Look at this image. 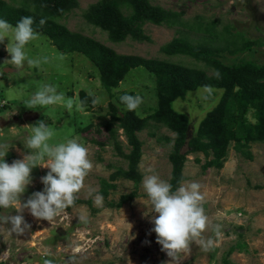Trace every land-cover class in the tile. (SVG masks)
Instances as JSON below:
<instances>
[{
	"label": "rangeland",
	"instance_id": "rangeland-1",
	"mask_svg": "<svg viewBox=\"0 0 264 264\" xmlns=\"http://www.w3.org/2000/svg\"><path fill=\"white\" fill-rule=\"evenodd\" d=\"M5 1L13 3L12 0ZM98 1L77 0L78 7L60 19V23L69 31L92 38L119 55L169 60L205 70L208 75L212 71L203 64L183 57L167 58L159 50L177 37L200 43L202 33L188 28H195L198 24L205 28L214 23L213 32L221 36L213 43L215 47H224L222 37L225 28L231 34L242 36L245 41L256 42L251 50L243 53L221 52V62L236 64L244 59L264 64V0H148L153 7L181 14L180 19L186 27L166 28L145 24L141 30L148 40L136 42L127 39L122 43L110 42L105 33L84 20L85 10ZM7 43L8 38H5L1 44L3 57L0 58V101L5 104L0 106V120L6 122L0 128V145L9 146L7 155L12 154L11 163L23 159L31 151L26 148L27 136L31 135V127L40 120L56 130V135L49 141L52 145L64 142L65 138H78L88 148L93 168L84 180V188L77 193V200H89L92 208L85 204L77 205L52 221L37 220L27 209L18 213L16 208H0V217L22 214L31 225L22 235H9L7 228L10 225L0 224V264H44L46 259L53 264H164L169 261L171 258L156 243V234L149 231L153 227L150 218L157 214L151 213L142 180L146 174H153L147 172L151 168L162 180L169 182L171 165L168 155L173 150L175 135L155 124L138 133L137 138L142 145L137 165L140 183L136 187L126 179L112 182L115 188L109 189L107 199H103L102 206H97L94 197L99 194L100 180L109 181L112 174L127 169V162L114 150L113 142L102 126L108 119L109 99L100 86L97 71L84 56L59 52L41 33L25 47L28 57L40 59L41 64L33 67L25 61L24 67L17 70L4 63L10 59L5 50ZM40 84L57 86L66 98L76 99L81 91L91 92L94 98H100V102L84 107L83 111L74 106L71 112L63 104L26 108L24 102ZM154 87V79L143 68H138L130 71L112 93L133 91L142 96L143 103L137 112L143 117L156 105ZM220 95L219 90L198 89L184 100L175 101L172 107L176 112L187 115L192 128H195L215 106ZM27 112L38 114V120L33 123L22 121L21 117ZM88 125L92 128L79 131ZM114 138L123 153L128 154L131 147L122 130L116 129ZM243 152L247 154L235 151L231 144L219 170L214 167L203 169L211 157L202 154L187 157L183 183L198 182L201 185L205 214L211 224L221 225V235L215 236L209 227L202 235L205 239L213 238L215 247L205 252L193 242L190 252L180 253L178 260L172 261V264H225L224 260L232 264H264V144H253ZM47 172V168L40 166L32 169V182L21 196V203L33 192L43 190L40 178ZM90 190H94L91 196ZM133 191L137 192V198L132 202L120 209L109 206L116 204L120 196ZM82 216L86 217V223L80 219ZM231 248L235 249L227 255ZM6 250L9 253L7 256L4 255Z\"/></svg>",
	"mask_w": 264,
	"mask_h": 264
},
{
	"label": "trees",
	"instance_id": "trees-1",
	"mask_svg": "<svg viewBox=\"0 0 264 264\" xmlns=\"http://www.w3.org/2000/svg\"><path fill=\"white\" fill-rule=\"evenodd\" d=\"M8 3L0 0V18L15 25L25 16L34 18L33 28L47 37L51 45L63 54H80L87 58L99 76L102 89L108 94V119L102 124L112 140L114 150L127 162V169H120L109 177V181L100 180L99 195L107 199L108 190L114 189L113 183L118 179H126L137 185L141 176L137 165L141 158V143L137 134L148 125L155 124L167 129L175 135L173 150L168 155L171 165L169 183L173 190L184 182L183 167L187 157L202 154L211 157L203 169L214 167L222 169L228 150L243 152L253 144H264V64L254 61L240 60L236 64H225L219 60V54L225 50L230 54L243 53L256 45L254 41H245L238 34H231L224 29V47H215L214 42L221 36L213 32L214 23L202 28L201 24L190 31L202 33L201 42L194 43L185 37H177L160 48V53L167 58L183 57L203 64L212 71L208 75L205 70L185 66L169 60L145 59L138 56H126L115 53L96 40L71 32L60 23V19L78 7L77 0H12ZM181 14L164 11L153 7L148 0H99L90 5L83 13L84 20L91 26L100 29L112 43H122L127 39L136 42L148 40L142 35V26L151 24L156 27H186L180 19ZM46 19L44 26L39 27V20ZM3 46L0 44V58L3 57ZM143 68L154 79V95L156 105L141 117L136 112L127 111L119 104V97L124 94L136 95L135 92L113 94L130 71ZM219 72V78L216 73ZM198 89L221 91L215 106L206 113L195 128H192L187 115L176 112L173 103ZM79 100L86 101L85 107L92 104L94 96L81 91ZM114 126L117 128L114 129ZM92 128H82L84 132ZM192 128V130H191ZM117 130H122L127 143L131 147L124 154L114 138ZM191 133L188 138L187 133ZM152 135V134H151ZM153 136V135H152ZM250 158V156H248ZM13 156L7 155L5 161L11 164ZM113 182V183H112ZM137 192L119 197L116 204H109L115 209L132 202ZM85 204L89 208L91 202L76 200L74 206ZM235 248H231L230 255ZM225 264L227 263L224 260Z\"/></svg>",
	"mask_w": 264,
	"mask_h": 264
},
{
	"label": "clouds",
	"instance_id": "clouds-1",
	"mask_svg": "<svg viewBox=\"0 0 264 264\" xmlns=\"http://www.w3.org/2000/svg\"><path fill=\"white\" fill-rule=\"evenodd\" d=\"M35 20L31 16L21 17L15 25L6 19L0 18V44L8 38L5 46L10 59L5 64L19 70L24 67L25 61L29 66L38 67L40 59L29 58L25 47L37 39L39 33L33 28ZM46 19L39 20V27L44 26ZM63 58V57H62ZM47 62V58H44ZM219 72L216 73L219 78ZM89 96L93 93L89 92ZM100 98H94L92 104L96 105ZM86 101L78 98H66L65 93L58 91L57 86L40 84L33 95L24 102L28 109L48 107L63 104L71 112L75 106L83 111ZM143 103L139 94H124L119 97V104L127 111L136 112ZM3 107V106H2ZM139 115V113L137 112ZM56 135V130L46 125L43 120L31 127V135L27 136L26 148L30 154L23 159L5 161L9 146L0 145V208H16L18 213L27 209L30 215L37 220L52 221L64 213L66 209L74 206L78 199L77 193L84 188V180L93 168L88 157V148L78 141V138H65L64 142L50 144L49 141ZM40 166L47 168L46 175L40 178L44 185L42 191L33 192L26 201L21 203V196L32 182L31 171ZM142 180V187L151 204V213L157 215L150 218L153 227L149 230L156 234V243L161 246L171 259L164 264H172L178 260L182 252H190V245L195 242L202 251H210L215 247V240L211 237L205 239L203 233L211 227L215 236L221 235V225L211 224L203 207L204 196L200 192L198 182H185L173 190L172 184L162 180L154 170L149 168ZM94 190L89 191L91 196ZM94 203L102 206L103 197L96 194ZM147 215V213H145ZM87 222L86 217L80 218ZM0 224L10 225L7 228L9 235L15 233L22 235L31 225L22 214L0 217ZM130 225V224H129ZM131 228V225H130ZM5 256L9 255L6 250ZM44 264H53L51 260H44Z\"/></svg>",
	"mask_w": 264,
	"mask_h": 264
},
{
	"label": "water",
	"instance_id": "water-1",
	"mask_svg": "<svg viewBox=\"0 0 264 264\" xmlns=\"http://www.w3.org/2000/svg\"><path fill=\"white\" fill-rule=\"evenodd\" d=\"M38 118H39L38 114H36L34 112H27L21 117L22 121L29 122V123L36 122L38 120ZM5 123L6 122H4L3 120H0V128H2V126L5 125ZM187 135H188V138H190L189 132L187 133ZM58 234L63 235V233L60 231H58ZM66 261L69 263L68 259Z\"/></svg>",
	"mask_w": 264,
	"mask_h": 264
},
{
	"label": "built area",
	"instance_id": "built-area-1",
	"mask_svg": "<svg viewBox=\"0 0 264 264\" xmlns=\"http://www.w3.org/2000/svg\"><path fill=\"white\" fill-rule=\"evenodd\" d=\"M4 105H5L4 102L0 101V106L2 107Z\"/></svg>",
	"mask_w": 264,
	"mask_h": 264
},
{
	"label": "flooded vegetation",
	"instance_id": "flooded-vegetation-1",
	"mask_svg": "<svg viewBox=\"0 0 264 264\" xmlns=\"http://www.w3.org/2000/svg\"><path fill=\"white\" fill-rule=\"evenodd\" d=\"M15 121H17V120H19V118L18 119H14Z\"/></svg>",
	"mask_w": 264,
	"mask_h": 264
}]
</instances>
